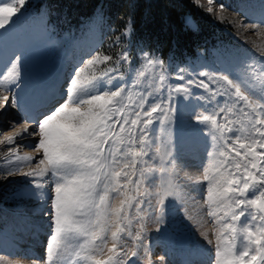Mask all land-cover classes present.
Segmentation results:
<instances>
[{
  "label": "snow or ice",
  "instance_id": "1",
  "mask_svg": "<svg viewBox=\"0 0 264 264\" xmlns=\"http://www.w3.org/2000/svg\"><path fill=\"white\" fill-rule=\"evenodd\" d=\"M25 4L0 0V35L17 23ZM215 4L207 0L204 10L216 16ZM261 10L260 23L247 25L256 34L264 31V5ZM186 26L197 30L191 18ZM133 27L126 20L113 43L132 34ZM21 61L14 55L0 73V116L19 104L15 94L5 92L18 86ZM184 71L178 68L170 77L165 60L143 48L134 54L123 47L115 59L94 50L59 94L46 93L19 122L4 121L15 131L0 139L9 146L0 179L23 177L19 196L35 199L29 222L37 233L48 230L44 264H136L133 258L149 254L148 221L156 232H166L176 223L173 206L184 208L172 126L182 115L177 98L193 97L203 103L190 119L212 150L205 154L209 166L188 179L206 183L205 204L225 211L209 212L220 225L210 259L195 258L202 253L193 244L182 264H264V50L219 73L186 79ZM18 141H27L36 155L21 154ZM155 158L158 164L148 166ZM33 161L35 167L24 171ZM182 216L191 222L186 208ZM127 238L135 250L127 248ZM159 264H165L164 257Z\"/></svg>",
  "mask_w": 264,
  "mask_h": 264
},
{
  "label": "rangeland",
  "instance_id": "2",
  "mask_svg": "<svg viewBox=\"0 0 264 264\" xmlns=\"http://www.w3.org/2000/svg\"><path fill=\"white\" fill-rule=\"evenodd\" d=\"M40 1L26 0L22 9L23 15L6 34L0 35V73L11 66L10 61L14 55L22 57L19 84L11 86V92H5L10 97L15 94L19 104L0 116V133H2L0 139L15 131L4 123L5 120L19 122L46 93L59 94L73 69L94 50L100 52L101 57L106 54L100 50L102 42L100 14L83 18L80 23L73 24L69 29L60 28L56 25V13L52 20H49L44 6L39 5ZM227 5L235 15L239 16L244 35L238 37L237 34L230 32L226 40H218L184 63L166 65V72L170 77L177 75L178 68L185 69L183 75L186 79L195 78L199 72L219 73L242 57L264 50V31L256 34L247 28L248 24L260 23L264 0H227ZM7 39L14 41V46L10 50L5 48ZM103 67L104 65H100L101 69ZM125 76H127L126 71ZM45 79H49L50 84H39ZM147 82L149 81H142V84ZM193 91L197 95L202 93V90L195 88ZM201 103L203 101H198L195 97L177 98L176 107L182 115L172 126V139L179 173L177 182L184 197V208H181L179 203L173 206L171 218L176 223L166 232H156L154 230L156 225L148 221L147 226L150 231L146 239L149 241L150 251L148 255L141 252L139 257L133 258L136 264H149V262L159 264L160 257H164L165 264H182L184 258H189L193 244L202 253L197 255V258L202 259L205 256L208 261L213 254L220 225L216 223L214 216L209 215V212L223 215L225 209L216 206L210 209L205 204L206 183L193 184L188 179L201 175L203 168L209 166L205 154L206 151L212 150L208 147L210 141L195 132L194 121L190 119L194 111L201 110L198 107ZM185 137L192 138L197 146L189 150L182 146V139ZM164 138L166 137L162 136V139ZM27 143V141H18L20 153L36 155L34 149L28 147ZM8 147L6 144H0V170L8 167L5 159ZM35 163L33 161L30 165H26L23 170L27 171L35 167ZM156 164L158 158L148 162V166ZM23 179L19 175L9 177L7 180L0 179V191L2 187L6 188V194L0 202V260L3 264H44L48 230L44 228L37 233L29 222L36 201L22 199L19 196ZM163 179L166 180L167 177ZM185 208L192 218L191 222L182 216ZM133 224L135 225V221ZM132 230L135 233L136 228L133 227ZM205 239L212 240L213 244L207 245ZM126 246L130 250H135V242L131 238L126 239Z\"/></svg>",
  "mask_w": 264,
  "mask_h": 264
},
{
  "label": "trees",
  "instance_id": "3",
  "mask_svg": "<svg viewBox=\"0 0 264 264\" xmlns=\"http://www.w3.org/2000/svg\"><path fill=\"white\" fill-rule=\"evenodd\" d=\"M219 4L224 5L223 12L218 10ZM39 5L44 6L49 20L56 13V25L60 28L69 29L83 18L100 14V50L114 59L123 47H129L134 54L143 48L173 66L195 57L218 40H226L230 32L238 37L244 35L241 20L230 10L227 0H216L213 5L216 16L222 19L204 10L207 0H200L204 7L198 6L196 0H41ZM189 18L197 25L196 31L186 26ZM128 19L133 22L132 34L114 44ZM1 190L0 202L6 188Z\"/></svg>",
  "mask_w": 264,
  "mask_h": 264
},
{
  "label": "bare ground",
  "instance_id": "4",
  "mask_svg": "<svg viewBox=\"0 0 264 264\" xmlns=\"http://www.w3.org/2000/svg\"><path fill=\"white\" fill-rule=\"evenodd\" d=\"M14 46V41L13 40H6V46H5V48L6 49H8V50H10V49H12V47ZM7 50V51H8ZM42 83H48V84H50V81H49V79H45L44 81L42 80L41 82H39V84H42ZM47 84V85H48ZM182 146H184L185 148H187L188 150L191 148V147H194V146H197V144L194 142V140L192 139V138H190V137H185V138H183L182 139ZM38 251V250H37ZM37 254V253H36ZM196 258H197V256H196ZM187 258H184V260H186ZM197 259H200V257H198ZM183 260V261H184ZM200 260H203V261H205V262H207V259H206V257L204 256V257H202V259H200ZM182 261V260H181ZM182 261V262H183Z\"/></svg>",
  "mask_w": 264,
  "mask_h": 264
}]
</instances>
